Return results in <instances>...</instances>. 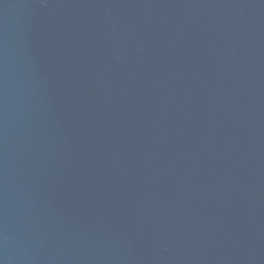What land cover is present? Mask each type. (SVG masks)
I'll return each instance as SVG.
<instances>
[{
	"label": "water",
	"instance_id": "water-1",
	"mask_svg": "<svg viewBox=\"0 0 264 264\" xmlns=\"http://www.w3.org/2000/svg\"><path fill=\"white\" fill-rule=\"evenodd\" d=\"M0 264H264V0H0Z\"/></svg>",
	"mask_w": 264,
	"mask_h": 264
}]
</instances>
